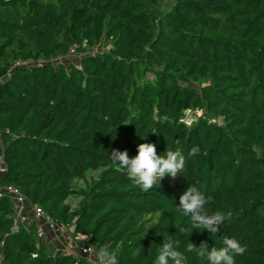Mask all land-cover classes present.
I'll use <instances>...</instances> for the list:
<instances>
[{"label":"trees","instance_id":"16d2710c","mask_svg":"<svg viewBox=\"0 0 264 264\" xmlns=\"http://www.w3.org/2000/svg\"><path fill=\"white\" fill-rule=\"evenodd\" d=\"M141 143L180 148L185 171L134 186L110 154ZM0 165L2 189L93 251L53 254L0 189V264H93L104 247L118 264H156L169 235L185 264H207L188 242L210 250L225 235L247 248L235 264H264V0H0ZM190 186L209 214L231 212L217 233H179Z\"/></svg>","mask_w":264,"mask_h":264},{"label":"clouds","instance_id":"9594fccd","mask_svg":"<svg viewBox=\"0 0 264 264\" xmlns=\"http://www.w3.org/2000/svg\"><path fill=\"white\" fill-rule=\"evenodd\" d=\"M200 153L198 146H193L188 152V157ZM110 159L119 170L127 173L132 184L142 191H149L166 177L173 180L185 171L187 157L180 148L175 150L167 148L164 155H158L156 145L153 143H141L137 146V154L129 157L128 152L113 149ZM210 202L203 191L196 186L188 187L179 197L177 211L184 217L190 218V227H178L182 235H187L190 229L207 230L215 234L221 226L231 220V212L225 213L215 211L211 214L206 210ZM179 241L174 240L171 235L163 239L162 245L158 248L156 264H185L186 256L179 251ZM247 251L246 246L234 237L225 235L222 238V246L209 247L201 243L198 247L188 242L186 252L195 253L199 258L206 259L207 264H235V257L243 255ZM96 264H118L116 255L108 248H100L95 253Z\"/></svg>","mask_w":264,"mask_h":264},{"label":"built area","instance_id":"2783aa9c","mask_svg":"<svg viewBox=\"0 0 264 264\" xmlns=\"http://www.w3.org/2000/svg\"><path fill=\"white\" fill-rule=\"evenodd\" d=\"M86 45L84 44L83 47H85ZM77 53V47H72L70 50V56H76ZM187 118L186 121L188 124H190L195 117H190V112L188 111L186 113ZM4 172V167L2 165H0V175L1 173ZM0 189H2L0 187ZM2 191H5L6 193L12 195V197L15 199V220H16V225L19 222H24V223H28L30 224L31 221H29L28 216L24 215V211L26 209V205H27V201L25 199V197L22 195V193H20L18 191V189H16L15 187L12 186H7L4 187L2 189ZM32 212L39 218H42L47 227L51 230V231H55L56 233L59 231L60 228H62L63 226L58 225L57 223H54L49 217H47L45 215V213L39 208V207H32ZM38 234L40 237H44L45 232L43 231V229L41 227H38ZM58 237V235H57ZM62 252L68 255H73L76 257L79 256H84V255H90L93 251L92 248L90 247H83L79 250H77L76 245L74 243V241H72V238L69 237L67 241L63 242L62 245ZM93 264H96V261L93 260Z\"/></svg>","mask_w":264,"mask_h":264},{"label":"crops","instance_id":"0c3cea01","mask_svg":"<svg viewBox=\"0 0 264 264\" xmlns=\"http://www.w3.org/2000/svg\"><path fill=\"white\" fill-rule=\"evenodd\" d=\"M24 215H28V219L31 222H36V224L39 225L45 232V237L46 241L50 245V249L53 254H59L62 251V245L64 241H67L69 237L72 238V233H73V227L71 226H63L62 228L59 229V231L56 233L55 231H51L45 221L42 218L37 217L33 212L32 208L26 209L24 211ZM69 231L70 235H69ZM58 235V237H57ZM77 250L83 248L86 246L85 242L86 239L84 237L79 236L78 239H73Z\"/></svg>","mask_w":264,"mask_h":264},{"label":"rangeland","instance_id":"374dc122","mask_svg":"<svg viewBox=\"0 0 264 264\" xmlns=\"http://www.w3.org/2000/svg\"><path fill=\"white\" fill-rule=\"evenodd\" d=\"M92 49H93V51H92L93 54H94V53H95V54L104 53V52H106V51H109V49H110V44L105 45V44L103 43V41H102V42H100V43L94 45V47H93ZM62 61L66 62L67 64H68L69 62H71V63H73V62H74V63H78V58L75 57V56H68L67 58L63 59ZM58 64H59L58 61H54V63H53V65H58ZM95 176H97V172H89V173H88V179H90L91 177H95ZM76 185H77V186H83V182H82V181L77 182ZM77 201H78V200L75 199V198L70 199L69 204L72 206V208H75V207H76V205H77ZM70 232H71V231H69V235H70ZM77 239H78V238H77ZM93 254H94V255H92V256H93V258H94V260H95V253H93Z\"/></svg>","mask_w":264,"mask_h":264}]
</instances>
